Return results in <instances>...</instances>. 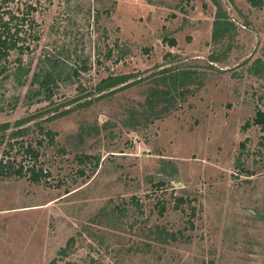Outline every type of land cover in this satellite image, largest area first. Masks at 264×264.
Instances as JSON below:
<instances>
[{
  "label": "rangeland",
  "instance_id": "rangeland-1",
  "mask_svg": "<svg viewBox=\"0 0 264 264\" xmlns=\"http://www.w3.org/2000/svg\"><path fill=\"white\" fill-rule=\"evenodd\" d=\"M31 1L39 40L23 58L25 86L12 63L0 82V151L28 127L18 141L49 177L0 179V264H264V128L251 124L264 113V4ZM217 11L229 31L215 39ZM48 60L64 74L88 70L27 104L32 72ZM164 70L193 72L189 93L129 128L128 111L143 108ZM121 75L123 85L95 92ZM18 146L9 159L31 165Z\"/></svg>",
  "mask_w": 264,
  "mask_h": 264
},
{
  "label": "trees",
  "instance_id": "trees-1",
  "mask_svg": "<svg viewBox=\"0 0 264 264\" xmlns=\"http://www.w3.org/2000/svg\"><path fill=\"white\" fill-rule=\"evenodd\" d=\"M24 0V9L19 8V0H0V75L2 78L0 82L7 80L11 76V71L7 66L12 63L14 67L13 75L16 76V81L20 87L25 86L26 79L31 73L29 66H25L23 63L24 56H29L33 49V44L38 42L39 37L35 34L33 29L35 28L33 13L37 11L34 2ZM28 3V4H26ZM17 5L13 10L12 5ZM250 7L260 9L264 0H248ZM220 15L217 11V20L214 22L213 38H217L220 31L222 22L220 21ZM222 33L229 31V29L222 28ZM169 44L174 46L175 41L169 40ZM11 55L15 58L13 61H9ZM109 57V56H108ZM259 64H263L260 59L256 61ZM56 65L52 61L48 60V65L44 67H38L32 72L31 81L29 83L30 93L27 96V104L41 103L50 101L54 91L59 86V82H68L73 76H78L82 71H87L86 64L80 67H73L69 70L71 74H64L61 68H55ZM161 76L155 79L156 85L152 88L148 94L143 108L139 111L129 110L126 119V124L129 128L138 129L140 127H146L154 120L162 118L175 108V104L185 98V94L189 93L185 85L191 81L193 72L180 70L178 72L171 73V70H164L160 72ZM126 75L121 76H108L102 79L100 83L95 87V92L103 93L106 90H110L114 87L123 85L128 81ZM184 101V100H183ZM32 117V116H31ZM252 125L264 128V113L257 111L255 118L252 120ZM39 133L45 138H48L52 142L55 134L51 131H45L41 127V124L35 125ZM246 127H249L247 123ZM8 130V125H0V147L5 142V132ZM30 131V130H29ZM28 127L18 129L17 131L10 132L7 142V149L0 151V179L3 178H24L34 184L41 183L49 177V173L44 171L41 167H36V162L39 158L38 151L33 149L31 144L24 145L23 141H18L27 135ZM18 151H22V154L28 156L32 161L31 165L19 164L15 166L13 161L9 159L10 152L14 150L16 145ZM37 144L41 146V141ZM17 151V152H18ZM180 199L178 202H181ZM162 214V211L160 212Z\"/></svg>",
  "mask_w": 264,
  "mask_h": 264
}]
</instances>
